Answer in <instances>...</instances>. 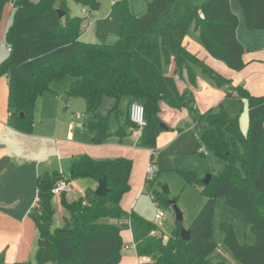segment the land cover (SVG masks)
<instances>
[{"label":"trees","instance_id":"trees-1","mask_svg":"<svg viewBox=\"0 0 264 264\" xmlns=\"http://www.w3.org/2000/svg\"><path fill=\"white\" fill-rule=\"evenodd\" d=\"M69 2L86 9L88 15H70ZM237 2L246 28L264 30V0ZM146 3L145 12L135 17L126 0L113 2L118 38L110 44H92L80 37L88 19L99 8L98 0H0V21L4 6L12 8V24L3 35L9 55L0 61V77L6 78L7 85L8 125L17 132L30 134L36 98L50 89V81L68 75L71 81L64 99L78 98L85 102V127L91 133L92 144L107 137L111 113H117L119 102L128 97L131 103L144 108L143 144L155 145L160 132L159 104L163 103L186 109L195 122H206L199 141L205 151L224 161V169L218 176L210 175L206 185L193 172L177 169L184 182L198 185L205 197L203 207L188 228L187 242L179 236L180 222L175 221L176 229L164 238L156 225L121 208L122 197L130 185L129 159L93 160L81 155L72 160L67 178L97 183L105 176L111 192L101 197L86 187L78 199L68 200L61 195L59 206L66 215L62 217V226L56 228L52 226L57 210L51 190L65 176L57 172L39 174L37 201L29 212L37 231L34 263L118 264L124 246L121 232L130 230L134 252L141 264H223L209 259L216 247L212 237L215 202L223 198L250 226L254 236L253 244H240L232 225L224 222L221 224L224 243L239 264H264V96L251 95L241 86L229 94L246 102L248 131L243 137L237 118L230 117L222 108L198 112L190 91L180 93L175 81V76L180 78L185 73L194 85L190 66L193 65L216 86L229 82L184 49L182 43L190 30L197 33L202 48L212 58L235 72L245 66L244 48L235 32L237 16L231 12L229 0H146ZM57 11L63 12L62 17ZM171 66L173 72L169 75ZM102 98L114 100L105 114L97 112ZM127 125L134 126L129 114L125 124L114 133L123 136ZM155 182L156 177L152 181L145 178L144 186L148 188ZM156 231L160 235H155ZM3 260L0 253V264Z\"/></svg>","mask_w":264,"mask_h":264},{"label":"crops","instance_id":"crops-1","mask_svg":"<svg viewBox=\"0 0 264 264\" xmlns=\"http://www.w3.org/2000/svg\"><path fill=\"white\" fill-rule=\"evenodd\" d=\"M115 1L117 0H110L111 8L113 5L112 3ZM126 1L129 5L130 13L133 16L139 17L145 12L147 6L146 0ZM229 1L231 12L237 16L238 19L235 30L236 36L241 46L244 48L242 60L245 63V66L241 70L236 72L232 71L222 61L212 58L206 50L202 48L197 33L192 30L191 31L195 34H193V36L188 34L182 43L184 49L198 58L203 64H206L223 78L229 80V82L224 83L221 87H217L197 66L193 65L190 66L194 74V85H188L187 81L183 80V78L186 77L185 73H183L180 78L175 76L178 91L182 92L184 89L190 91L191 96H193V104L196 106L197 110L201 112H205L206 109L215 107L218 104L223 105V103L231 97L229 94L233 93L236 86L243 87L251 95L264 96V30H248L245 26L244 17L242 16L237 0ZM80 11V16H84L82 14V9H80ZM90 18L88 19L85 30L80 37L81 41L92 44H110L117 40L118 36L116 37V40H111L109 38L108 42H105L103 40L107 35L96 37L90 34V30L96 26L98 22H104L96 20V18L92 21ZM108 20H112L111 13ZM4 32L5 26H2L0 42L4 40ZM101 36L103 39H101ZM8 53L9 46L6 44V55H4L5 57H3L2 60L9 55ZM172 72L173 66L169 67L168 74L172 75ZM6 88V78L1 76L0 253H5L4 258H6L5 260L7 264H33L31 260L37 247V231L29 217V212L37 201V176L39 174L57 172L66 177L69 173L72 163L71 161L81 157V155H87L93 160L113 159L116 158V156L100 152L95 154L94 151L97 149L95 146L81 145L79 147L76 137L81 136L86 132L87 129L85 124L87 122V115H85L84 112V123L80 122V124H76V116L71 111H61L60 99H56L51 95H48L45 98V101L36 104L33 113L34 122L31 133L25 134L15 131L8 125ZM233 98L236 99L235 97ZM103 101H105L107 112L114 104L112 98H106V100L105 98H102V101L97 108V112L100 114H105L99 111ZM130 103L131 99L128 97L119 102L118 112L115 113V117L118 121L112 128L114 132L118 126H123L125 124ZM162 105L166 106L165 104L160 103L159 108ZM65 107H67V105H65ZM241 107L243 109L246 108L245 100L241 101ZM224 110L229 116L233 114L231 113L232 111H230L231 108L229 105H224ZM160 124L166 128L161 131L168 130L167 126L162 123ZM128 129L134 138L141 137L143 132V130L137 129L132 125H129ZM89 135L91 138L90 132ZM203 156H207V154L204 153ZM131 175L132 170L130 173V180L132 177ZM140 180L141 176L138 178L134 193L136 190L138 194ZM72 187V191L66 195L68 200L74 199L71 196L73 191L80 192L83 195L84 188L90 187L94 190L97 187V183L91 180H72ZM127 207L128 206H124L121 208L127 214L133 213L131 209L129 210ZM56 210L62 212L59 206H57ZM61 216L63 217V214ZM126 231L129 233V237L133 243L131 231ZM118 264H141V259L137 257L133 251V256H121Z\"/></svg>","mask_w":264,"mask_h":264},{"label":"rangeland","instance_id":"rangeland-1","mask_svg":"<svg viewBox=\"0 0 264 264\" xmlns=\"http://www.w3.org/2000/svg\"><path fill=\"white\" fill-rule=\"evenodd\" d=\"M68 4L71 9L70 15H81V8L79 6L73 5L71 2ZM98 4L99 8L93 13L94 15L90 20L93 21V19L96 18V20L104 22H98L89 33L96 37L107 35L103 40L105 42H108L109 38L111 40H116L119 25L113 16L110 0H98ZM4 7L1 18L2 24L0 25V36L2 35V26H5L6 30L12 24L11 8L9 5ZM110 13L113 21L108 20ZM188 34L193 36L195 33L190 30ZM101 39H103L102 36ZM5 50L6 42L3 40L0 42V61L5 57L4 55H6ZM183 80L187 81L188 85H192L189 83V80H187V77L183 78ZM69 81H71V78L68 75L58 81H50V89L36 98V104H40L45 101L48 95H51L56 99H60L61 111H71L76 116V124H80V122L84 123L85 102L78 98H71L69 101L64 99L63 92L65 88H68ZM223 84L224 83L221 85ZM221 85L217 87H221ZM232 98L233 97H230L223 105L218 104L212 107V109L213 111H219L221 108L224 110V105H229L231 108L230 111L233 113L230 117L237 118L240 134L245 137L248 131L247 110L241 107V101ZM65 105H67V107H65ZM99 111L103 113L107 112L105 101L101 104ZM198 112L203 113L201 111ZM158 113L160 123L167 126L168 130L158 133L155 138V145L143 144L141 137L134 138L128 129L129 125L124 127L125 133L123 136L115 135L112 128L115 126L118 119L115 117V114L112 113L107 124L109 134L104 140L100 143L92 144L89 132L86 130L81 136L76 137V141L79 147L81 145L95 146L97 148L94 151L95 154L100 152L116 156V158H124L132 161V177L129 190L123 195L120 205L121 207L128 206L127 208L129 210L131 209L133 213L140 216L143 220L156 225L165 238L176 229L173 207L169 202H174L173 205L181 212L182 220L180 221V225L181 229L185 230H188L193 218L197 215L205 202V197L201 194L200 187L198 185L186 184L183 180V176L177 169L193 172L197 180L202 181L207 174L218 176L219 173L223 171L225 163L221 158L214 156L213 153L205 151L199 141L200 133L206 128V122L204 120L193 121L184 108H171L162 105ZM225 137L228 139L227 135H225ZM151 150H156L157 155L150 157ZM204 153H206L207 156H203ZM149 164H154L157 173L154 175L156 176V182L154 185L147 188L144 186L143 182L145 180L146 168ZM139 175L141 176V180L137 194L136 190L134 193V188L140 177ZM163 186H165L168 191L164 195L161 191ZM71 194L74 199H78L82 195L80 192L75 191ZM157 197H160L161 200H157ZM153 198L156 199V201H153ZM54 204L56 208L59 206V197H54ZM215 205L216 208L212 219V237H214L216 247L211 252L209 259L213 263L223 262V264H239L224 243L221 224L224 222L231 224L238 242L248 245L254 242V236H252L250 232V226L241 220L236 211L225 204L223 198H217ZM156 206L164 213V217L159 221L155 219V214L157 212ZM62 214L63 216L66 215L63 210L62 212H56L52 225L53 228L62 226ZM121 239H123V245H128L130 249L121 252L120 255L133 256L134 250L132 248V242L126 230L121 232ZM34 254L35 251L31 260L33 264H35V261H33L35 260ZM2 257H5V253H2ZM5 259L6 258L3 260V264H7Z\"/></svg>","mask_w":264,"mask_h":264},{"label":"built area","instance_id":"built-area-1","mask_svg":"<svg viewBox=\"0 0 264 264\" xmlns=\"http://www.w3.org/2000/svg\"><path fill=\"white\" fill-rule=\"evenodd\" d=\"M82 14L84 16L88 15V12L86 9H82ZM128 114L129 119L131 123L140 130H143V128L146 126V119H145V113L144 108L139 103L132 102L130 103L128 107ZM157 151L151 150L150 151V157L156 156ZM157 173V169L155 168L154 164H149L146 168V180L152 181L155 179L156 176H154ZM72 180L67 177H62L56 183L54 184L51 192L54 194V196L60 197L61 195H68L72 191ZM154 201V198H153ZM157 207V212L155 214L156 220H161V218L164 217V213L159 210V207ZM155 235H160V232L156 231L154 232ZM132 248H135L134 242L132 243ZM130 247L128 245H124L121 249V252L128 251Z\"/></svg>","mask_w":264,"mask_h":264},{"label":"water","instance_id":"water-1","mask_svg":"<svg viewBox=\"0 0 264 264\" xmlns=\"http://www.w3.org/2000/svg\"><path fill=\"white\" fill-rule=\"evenodd\" d=\"M58 12V15L59 17H62L63 15V12L61 13L60 11H57ZM159 130H163V129H166L164 128V126H162L161 124H159L158 126ZM210 180V174H207V176L204 178V180H202V183L204 185L208 184ZM161 191L163 193H167V188L165 186L162 187ZM95 193L96 196H101V197H104L106 196L108 193L111 192L110 189H108L107 187V178L105 176H103V178L99 179L98 182H97V187L94 189L93 191ZM172 207H173V211H174V215H175V221L177 222H180L182 220V214L181 212L179 211L178 208H176L173 204L174 202H169ZM179 236L180 238H182L183 241H189L190 238H189V231L188 230H185V229H181L180 232H179Z\"/></svg>","mask_w":264,"mask_h":264}]
</instances>
